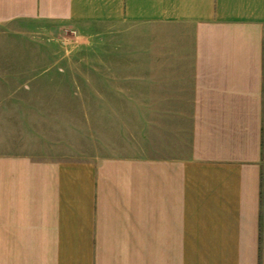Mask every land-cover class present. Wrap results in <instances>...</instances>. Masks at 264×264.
Segmentation results:
<instances>
[{"label":"crops","instance_id":"1","mask_svg":"<svg viewBox=\"0 0 264 264\" xmlns=\"http://www.w3.org/2000/svg\"><path fill=\"white\" fill-rule=\"evenodd\" d=\"M15 21L94 38L96 81L55 92L75 122L46 101V150L1 98L0 264H264V0H0Z\"/></svg>","mask_w":264,"mask_h":264},{"label":"rangeland","instance_id":"2","mask_svg":"<svg viewBox=\"0 0 264 264\" xmlns=\"http://www.w3.org/2000/svg\"><path fill=\"white\" fill-rule=\"evenodd\" d=\"M95 54L94 38L89 42L79 39L63 23L15 21L0 25V91H9L0 93V101L7 96L8 102H15L18 97L23 103L21 112L28 148L46 150L50 141L65 136L63 132L68 129L55 125L58 121L44 105L49 98L67 99V94H55L62 89L67 92V89L93 88ZM67 101L69 104L55 106L59 111L54 113L60 118L67 113L69 124L75 122V113L78 117L80 112L68 110L75 108L71 106L75 100ZM33 102L41 103L40 108ZM88 112V118L94 122V110ZM33 122L36 124L31 125Z\"/></svg>","mask_w":264,"mask_h":264}]
</instances>
